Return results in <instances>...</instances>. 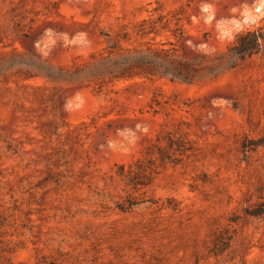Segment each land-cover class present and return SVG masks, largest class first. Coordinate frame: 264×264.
<instances>
[{"label": "rangeland", "instance_id": "obj_1", "mask_svg": "<svg viewBox=\"0 0 264 264\" xmlns=\"http://www.w3.org/2000/svg\"><path fill=\"white\" fill-rule=\"evenodd\" d=\"M258 7L0 0V264H264ZM174 19L178 52L190 57L213 61L246 31L263 40L214 80L88 72L109 46L174 43ZM142 22L156 33L142 36ZM168 139L173 162L149 185L117 175L150 149L157 158L153 145Z\"/></svg>", "mask_w": 264, "mask_h": 264}, {"label": "trees", "instance_id": "obj_2", "mask_svg": "<svg viewBox=\"0 0 264 264\" xmlns=\"http://www.w3.org/2000/svg\"><path fill=\"white\" fill-rule=\"evenodd\" d=\"M160 20V19H159ZM171 30L174 43L160 42L146 43L144 48L126 49L121 53L112 51L115 46H109L98 55V58L89 66L88 72L96 76H107L110 79L123 80L133 77L161 76L188 84L197 83L203 79L214 80L223 71L231 69L237 62L245 61L259 52L263 40L259 31H246L237 35L225 54L210 61L205 56L190 57L179 53L177 44L184 37V32L178 25ZM145 22L139 25V33L144 36L156 33L155 28H146ZM171 139L165 147L153 145L157 149V158L150 159L152 149L138 160L133 166L118 167L117 175L133 188H143L149 185L152 179L160 173L167 163L173 162L169 150L172 149Z\"/></svg>", "mask_w": 264, "mask_h": 264}, {"label": "clouds", "instance_id": "obj_3", "mask_svg": "<svg viewBox=\"0 0 264 264\" xmlns=\"http://www.w3.org/2000/svg\"><path fill=\"white\" fill-rule=\"evenodd\" d=\"M208 8H209V6L205 5V6L203 7V10H204V11H207ZM262 9H264V0H259V7L257 8V12H259L260 15H264V11H261ZM258 18H259V17H256V19H258ZM209 19H211V18H209ZM245 22L247 23L248 21L246 20ZM238 28H239V26H238ZM48 31H51V30H48ZM222 35L227 36V35H229V34L224 33V34H222ZM81 104H82V101H81ZM77 107H80V105H77ZM66 108L70 109V108H71V105H70V104H69V105H66Z\"/></svg>", "mask_w": 264, "mask_h": 264}]
</instances>
